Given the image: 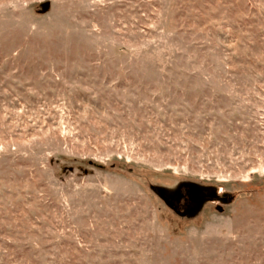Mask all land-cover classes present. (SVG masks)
<instances>
[{
  "label": "rangeland",
  "instance_id": "rangeland-1",
  "mask_svg": "<svg viewBox=\"0 0 264 264\" xmlns=\"http://www.w3.org/2000/svg\"><path fill=\"white\" fill-rule=\"evenodd\" d=\"M0 264H264V0H0Z\"/></svg>",
  "mask_w": 264,
  "mask_h": 264
},
{
  "label": "flooded vegetation",
  "instance_id": "flooded-vegetation-1",
  "mask_svg": "<svg viewBox=\"0 0 264 264\" xmlns=\"http://www.w3.org/2000/svg\"><path fill=\"white\" fill-rule=\"evenodd\" d=\"M168 203L170 204L171 207H173L174 209H176L178 211L179 206H178L177 202H175V201L170 202L169 201Z\"/></svg>",
  "mask_w": 264,
  "mask_h": 264
},
{
  "label": "trees",
  "instance_id": "trees-1",
  "mask_svg": "<svg viewBox=\"0 0 264 264\" xmlns=\"http://www.w3.org/2000/svg\"><path fill=\"white\" fill-rule=\"evenodd\" d=\"M164 200H165V202L167 203V204H169L168 202L170 201H172L171 199H167V198H164ZM169 206H170V204H169ZM173 208V207H172ZM174 209V208H173ZM174 210H176V209H174Z\"/></svg>",
  "mask_w": 264,
  "mask_h": 264
}]
</instances>
